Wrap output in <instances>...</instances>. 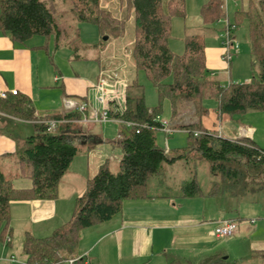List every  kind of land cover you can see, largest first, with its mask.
<instances>
[{"label":"trees","instance_id":"trees-1","mask_svg":"<svg viewBox=\"0 0 264 264\" xmlns=\"http://www.w3.org/2000/svg\"><path fill=\"white\" fill-rule=\"evenodd\" d=\"M65 1L70 3L76 20L96 25L103 34L124 35L128 19L133 18L134 66L146 72L161 99H170L171 119L193 106L197 121L172 125L176 130H187L188 145L183 152L170 155L167 149L157 145V132L162 123L156 117L161 113V107H149L144 87L136 80L131 82L127 90V110L123 114H112L136 123L129 129L120 122V137L115 144L121 147L123 155L118 169L113 171L111 162L105 161L97 174L88 179L84 193L77 197L70 219L50 237H36L27 232L23 250L29 264L66 261L87 264L84 256L66 255L79 245L82 230L111 220L122 210L126 200L168 196L154 186V178L160 176L165 164L189 160L191 155L208 162L211 173L218 179L205 192L194 175L190 181L180 184L182 197L222 195L241 198L264 188V148L253 138L233 140L204 125V119L210 114L205 105L207 98L217 101L218 117L264 111V0H238L241 7L236 14L237 22L244 18L249 21L252 67L258 68V75L249 81L228 85L210 76L203 33L186 35L183 54L171 49L172 17L185 14V0H119L121 11L125 10L127 14L124 18L106 8L103 0ZM223 5V0H209L203 4L204 22L211 24L226 17ZM56 14V3L52 0H0V30L16 43H25L37 35L46 38L54 35L58 49L67 29L60 27ZM0 110L32 122L37 130L27 138L30 146L26 150L1 155L16 158L17 175L32 181L30 187H17L13 179L5 175L0 162V240L10 243L12 203L55 199L62 178L80 150L74 139L83 143L89 139L87 149H91L102 138L96 134L85 136L80 130L73 129L77 123H61L54 131H49L45 121L79 118L81 114L69 110L63 115H49L44 121H38L31 100L22 94L1 99ZM169 264L194 263L185 259ZM198 264L237 263L229 262L228 257L217 253Z\"/></svg>","mask_w":264,"mask_h":264},{"label":"crops","instance_id":"crops-1","mask_svg":"<svg viewBox=\"0 0 264 264\" xmlns=\"http://www.w3.org/2000/svg\"><path fill=\"white\" fill-rule=\"evenodd\" d=\"M33 39L34 37L25 43H16L10 35L0 30V84L7 89L17 88L20 94L29 97L35 108L37 120L44 121L46 116L65 114L67 112V100H74L75 97L88 100L94 84L89 79H82L78 75L74 76L72 72L60 69L56 60L53 59L54 55H57L56 52L50 57L51 52L49 51V42H47L49 39L46 42L43 41L44 43L39 40L32 42ZM57 50L55 46V51ZM224 51L225 48L223 47H207V64L210 72L217 74V69H225L228 66V63L222 58ZM196 121L197 119L193 117L187 123ZM224 121L225 127L222 124ZM171 123L174 125L173 122ZM235 123L234 118L228 114L218 117L215 109L211 110L209 116L204 119L206 127L216 130L221 126V134L230 139L239 135L240 127H249L253 130L252 138L254 139L255 129L253 127ZM77 124L80 125L79 130L85 136L98 135L101 132L100 128L95 127L98 125L97 123ZM31 127H34L32 122L21 120L0 110V156L26 150L30 146L27 138L32 135ZM220 132L217 131L219 134ZM102 143H104V139L99 140L98 144L91 149H87L88 157L92 159V162L98 160L96 157L93 158V153ZM112 147L116 150L115 159L119 163L123 151L117 144L114 145L113 143ZM88 162V167L92 168L91 162L89 160ZM99 168L93 170L94 173L89 178L97 174ZM153 183L159 190L163 188L164 194L168 196L126 200L119 212L120 214L118 213L107 222L82 230V232L89 231V236L92 235V239L96 241L95 244L100 242L97 247V255L90 257L89 250L96 246H84L81 237L79 244H81L82 251L79 256H84L87 264H169L174 260L185 259L198 264L204 258L217 254L222 249L227 250V252L239 251L236 259L238 260L237 264H239L246 258L238 247H243V245L246 248L248 246L250 254L248 258L257 257L264 260V217L261 213H254L256 215L247 217L249 215L242 213L240 208H236L238 205L230 202L234 197L227 196L225 197L229 199V203L225 207V213L215 210H210L207 213L206 201L209 202L210 206V203L216 201L218 196H224L182 197L180 194L177 196V191L174 196L180 197L177 203L175 198L170 195L169 190L172 185L164 181L161 175L154 178ZM81 190V186L80 188L77 186L73 192L75 191V194L80 196L84 193ZM59 193L61 194V183ZM59 193L56 199L59 197ZM51 201L13 202L11 221H25L30 216L35 218V214L39 215L38 217L43 216L52 207ZM75 202L76 198L73 209H71V204L70 207L68 206V211L66 208V212L70 211L67 221L74 211ZM252 209L255 210V208ZM255 216H259L260 219L255 218ZM225 218L238 221V229L233 236L220 238L213 234V229L218 222ZM102 225L107 226L100 228L102 229L100 231L91 230L102 227ZM10 226L12 237L14 230L12 222H10ZM99 232H101L100 236H98ZM105 240L110 242H103ZM219 240H223V242ZM12 242L13 238L8 244H12ZM3 250L5 251L6 248ZM4 251L3 255L0 256V264H29L24 252V257L15 261L14 259H7Z\"/></svg>","mask_w":264,"mask_h":264},{"label":"rangeland","instance_id":"rangeland-1","mask_svg":"<svg viewBox=\"0 0 264 264\" xmlns=\"http://www.w3.org/2000/svg\"><path fill=\"white\" fill-rule=\"evenodd\" d=\"M51 1V0H49ZM56 3L57 9V21L60 27H65L67 29L66 34H62L60 39L61 46L55 51V40L56 38L50 36L46 38L44 36H34L32 42L37 40L44 43L49 39V51L51 56L56 52L53 59L60 66V69H65L67 72H72L73 75H78L82 79H89L94 85L98 84L100 76V67L110 70V72H117L120 76H125L128 78L129 83L134 80L138 81L145 89V101L146 104L155 108L160 106L161 113L159 114L161 118L170 120L176 124L177 123L186 125L187 122L192 120L193 117L197 119L194 115V107H188L181 115L175 119H171L172 116V106L171 101L168 97L160 98L159 92L155 88L153 82L149 79L146 72L143 69H137L134 66V61L132 57V50L134 44V22L133 18L128 19L126 23L125 34L119 37L112 36L110 34H103L100 29L91 23L81 22L74 18L71 11V6L68 1L65 0H52ZM103 5L113 11L114 14L126 17V11L120 9L119 0H103ZM167 1V0H165ZM209 0H185L186 8L185 14L175 15L172 17V32L169 39V45L171 49L177 54H183L186 50L185 38L188 34L193 33H203L206 36L207 47L226 48V25L227 21L230 24L237 26L236 30L232 32V38L234 40L235 49L233 53H236L231 61H227L225 56L222 58L228 63L225 69H217L218 73L214 74L211 72L210 76L221 81L222 84L228 85L230 82H246L252 79L254 76L258 75V68L252 67V55H251V39H250V27L249 21L244 18L237 22L236 14L240 10L241 1L238 0H223L224 2V14L226 17L217 20L211 24H206L202 16V6ZM238 24H237V23ZM108 36V39H104ZM44 41V42H43ZM237 47V48H236ZM212 53V52H210ZM52 59V58H51ZM59 68V67H58ZM171 80V78H170ZM91 89L89 99L91 103L96 106L95 97L96 91ZM74 100L82 101V98L75 97ZM205 105L209 110H214L217 107V101L214 99H205ZM234 124L244 126H250L255 129L254 139L264 148V111H252L247 113H241L233 116ZM95 127L100 128L98 135L104 139V143L100 145L93 153V158L96 157L98 160H94L88 157L87 146L90 140L86 142L80 141L78 138L74 139V143L80 148L78 154L72 161L68 171L62 178L61 183V194L56 199H52V207L41 217L35 214V218L30 216L27 220L14 221L12 220L13 226V242L8 244L7 240H0V256L3 255V248L7 259H14L15 261L21 260L23 255L24 241L29 231L33 236L36 237H50L53 232L62 226L69 217L70 211H68V206L73 209L74 200L77 199L75 187L81 186V191L84 192L87 187V179L90 175H93V170L95 171L97 167L99 168L107 159H111V169L113 171L118 169V163L116 162L115 155L116 150H114L113 143L119 139V131L122 128L121 123L118 122H105L97 123ZM172 124V123H171ZM223 124H225V121ZM237 124V127H238ZM32 126V125H31ZM80 125H74L73 129L79 130ZM236 126V125H235ZM132 126H128L130 129ZM221 127V126H220ZM32 135L37 133L35 127H31ZM216 131L220 132V128ZM222 131V130H221ZM56 132V131H55ZM157 145L160 148L167 149L170 155H177L188 145V133L187 130L177 129L172 134H166L164 131L159 130L157 132ZM92 156V154H91ZM1 157V156H0ZM114 157V158H113ZM16 158L1 157L0 162L2 163L3 171L8 178L13 179L14 184L17 187H30L32 186V181L29 177L22 175H17V164L15 162ZM88 160L92 164V168H89ZM95 167V169H94ZM161 177L164 181L169 182L172 185L170 187L171 196H175L178 191L177 196L180 194V184L183 182H188L195 175L198 182L203 189L207 192L211 189L214 182L218 179L217 175H214L210 171L209 163L205 160L199 161L196 157L191 155L189 160H179L174 164H165L163 171L161 172ZM160 191L164 193V189L160 188ZM79 192V193H82ZM175 202H179L180 197H174ZM220 198V199H219ZM227 197H219L216 201H212L209 206V202L206 201L205 208L207 213L210 210L221 211L223 213L225 207L229 203ZM204 199V198H202ZM238 199V200H237ZM234 197L230 202L238 205L236 208L242 213H246L247 217L256 215L254 213H261L264 217V188L256 192H250L247 195L237 198ZM209 200V199H208ZM32 201V200H27ZM253 202V203H252ZM173 203V202H172ZM240 205V206H239ZM252 208H255L252 209ZM72 212V210H71ZM120 214V213H119ZM117 215V214H116ZM119 216V215H118ZM12 217V211H11ZM261 217V218H262ZM117 218V217H116ZM119 218V217H118ZM255 218L260 219L259 216ZM107 222V221H106ZM109 224V223H106ZM107 225H102V227H96L97 229L91 230H102L100 228H106ZM89 231L82 232V244L84 246L92 247L90 249V257L97 255L98 243L95 244L92 238L89 236ZM94 232V231H92ZM92 234V233H90ZM94 234V233H93ZM99 232L98 236H100ZM224 240V239H223ZM223 240H219L223 242ZM6 242V243H4ZM105 243L110 242L109 240L103 241ZM102 242V244H103ZM104 243V244H105ZM7 244V245H6ZM240 247L241 253H243L245 260L239 264H264V260L257 257H249V250L242 246ZM242 247V248H241ZM81 244L77 246L72 252L66 254L67 256H79L81 252ZM94 251V253H92ZM239 252V251H237ZM237 252H227V250H220L217 253L221 254L223 257L228 256L229 262L238 263ZM92 253V254H91ZM88 257V256H87ZM13 264V263H12ZM61 264H69L68 261Z\"/></svg>","mask_w":264,"mask_h":264},{"label":"built area","instance_id":"built-area-1","mask_svg":"<svg viewBox=\"0 0 264 264\" xmlns=\"http://www.w3.org/2000/svg\"><path fill=\"white\" fill-rule=\"evenodd\" d=\"M224 7V6H223ZM237 26L230 24L227 21L226 25V41L227 45L224 51V56L227 61H231L236 53H233L235 49L234 40L232 38V32L236 30ZM237 48V47H236ZM128 78L120 76L117 72H110V70L102 67L100 70V76L98 84L93 86L96 91L94 106L90 99L75 101L67 100L66 106L67 111L75 110L78 111L81 116L79 118H53L45 121L48 124V130L54 131L61 123H105V122H124L127 126H136L135 122L126 121L118 116L112 114H123L128 107L127 104V90L129 86ZM20 94L19 89L4 88L0 84V100L5 99L10 95ZM156 120L162 123L161 130L166 134H172L176 131L170 120L161 118L160 115L156 117ZM222 127H220V131ZM197 134L200 132H196ZM253 130L249 127H240L239 135L233 140L239 138H252ZM238 229V221L231 218L222 219L217 223L213 229V234L220 238L231 237Z\"/></svg>","mask_w":264,"mask_h":264},{"label":"water","instance_id":"water-1","mask_svg":"<svg viewBox=\"0 0 264 264\" xmlns=\"http://www.w3.org/2000/svg\"><path fill=\"white\" fill-rule=\"evenodd\" d=\"M104 39H105V40L108 39V36H105ZM224 257L227 258L228 256H224Z\"/></svg>","mask_w":264,"mask_h":264}]
</instances>
